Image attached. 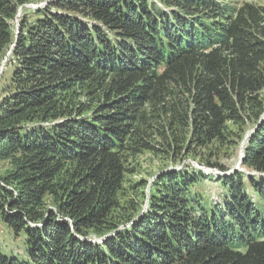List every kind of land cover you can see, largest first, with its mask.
Masks as SVG:
<instances>
[{"label": "trees", "instance_id": "16d2710c", "mask_svg": "<svg viewBox=\"0 0 264 264\" xmlns=\"http://www.w3.org/2000/svg\"><path fill=\"white\" fill-rule=\"evenodd\" d=\"M35 1L0 0V162L11 166L0 226L24 239L22 256L0 243V264H264L263 10L46 0L18 20ZM180 86L188 99L166 106ZM149 110L170 117L161 136L189 149L241 138L230 123L255 119L248 173L219 176L218 203L198 192L218 176L191 163L160 170L147 193L128 177L133 157L156 151Z\"/></svg>", "mask_w": 264, "mask_h": 264}, {"label": "rangeland", "instance_id": "374dc122", "mask_svg": "<svg viewBox=\"0 0 264 264\" xmlns=\"http://www.w3.org/2000/svg\"><path fill=\"white\" fill-rule=\"evenodd\" d=\"M227 3H233L235 6L240 7L245 3L254 4L259 6L264 13V0H220ZM46 3V0H38L27 4L24 6V9H20L17 15V18H21L25 13H28V16L31 18L34 15V9L43 6ZM17 20V21H18ZM10 56V53L7 54ZM8 58V57H7ZM8 63V59H5L2 63L0 69V75L2 73V69L5 68L6 64ZM7 75V74H6ZM182 94H185V97L188 99V92L182 86L180 88H176L171 93V96L168 99L169 104L166 106H172ZM261 97L264 101V89L260 92ZM180 96V97H179ZM169 108V107H168ZM153 109V108H151ZM150 111V120L149 126L145 127L148 135L149 140L152 145L156 148V151H143L139 155L133 157L131 168L133 172L129 175V179L131 181H139L145 180L148 182L146 192L149 193L153 190L151 184L157 177V174L162 169H171V168H180L182 165H188L193 163H202L206 164L207 161L217 164L218 166H224L227 168L228 172L227 175L233 174L236 170L246 174L248 170L241 165L240 153L242 151V147L247 141V137L250 135V132L254 128L255 119H247L246 117V125L243 128L237 129L233 124L230 123V128L234 130L233 132H238V135H233L229 138L226 143L219 144V142L212 143L208 145V147H201L197 146L196 144H192L191 148L187 147L189 141L185 137H183V143H176L173 140V133L167 132L166 136H161V132H165L168 130V121L166 115H162V117H158L157 113L154 110ZM165 120V121H164ZM162 124L165 126L162 128ZM152 126V127H150ZM175 143V144H174ZM179 144V145H178ZM199 162V163H198ZM200 165V164H199ZM205 167V166H204ZM218 168V167H217ZM11 169L10 163L8 161L0 162V172L5 173ZM203 170V169H202ZM207 173L205 170H203ZM208 174V173H207ZM225 175V174H221ZM218 175H215V178ZM218 179H203L201 182L202 184L198 187L199 194L202 196L204 202L218 203L223 198L222 194L224 193L221 183ZM124 193L126 194L127 198H134L135 193L131 191L128 185L125 187ZM11 232L7 230L6 227L0 226V243H1V250L6 252L5 250H12L14 252H18L20 256L24 254V239L19 237L17 239H10Z\"/></svg>", "mask_w": 264, "mask_h": 264}, {"label": "built area", "instance_id": "2783aa9c", "mask_svg": "<svg viewBox=\"0 0 264 264\" xmlns=\"http://www.w3.org/2000/svg\"><path fill=\"white\" fill-rule=\"evenodd\" d=\"M241 154H242V153H241ZM193 165H194L195 167H198V168H200V169L205 170V171L208 172V173H212V174H216V175H220V174H222L219 170H217V169H215V168H208V167L200 166V165L197 164V163H193Z\"/></svg>", "mask_w": 264, "mask_h": 264}, {"label": "bare ground", "instance_id": "6f19581e", "mask_svg": "<svg viewBox=\"0 0 264 264\" xmlns=\"http://www.w3.org/2000/svg\"><path fill=\"white\" fill-rule=\"evenodd\" d=\"M208 173V172H207Z\"/></svg>", "mask_w": 264, "mask_h": 264}]
</instances>
